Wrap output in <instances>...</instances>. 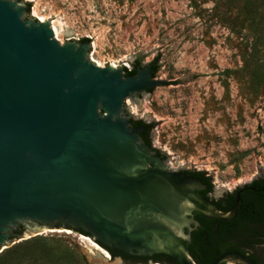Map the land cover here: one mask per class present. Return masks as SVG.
I'll list each match as a JSON object with an SVG mask.
<instances>
[{
    "label": "water",
    "instance_id": "obj_1",
    "mask_svg": "<svg viewBox=\"0 0 264 264\" xmlns=\"http://www.w3.org/2000/svg\"><path fill=\"white\" fill-rule=\"evenodd\" d=\"M57 17L41 0H0V252L42 226L149 259L98 252L103 264H164L158 254L199 264L184 242L199 225L193 211L230 220L239 202L220 210L132 126L126 99L170 81L154 76L156 60L126 75L90 59L87 40L60 43ZM210 264L256 263L227 251Z\"/></svg>",
    "mask_w": 264,
    "mask_h": 264
},
{
    "label": "rangeland",
    "instance_id": "obj_2",
    "mask_svg": "<svg viewBox=\"0 0 264 264\" xmlns=\"http://www.w3.org/2000/svg\"><path fill=\"white\" fill-rule=\"evenodd\" d=\"M41 1L58 12L59 42L88 38L89 58L101 66L156 60L155 77L170 82L127 98L125 109L154 123L152 146L170 169L205 171L217 195L264 171V76L253 74L259 64L249 57L255 34L244 0ZM40 227L36 236L103 264L79 232Z\"/></svg>",
    "mask_w": 264,
    "mask_h": 264
},
{
    "label": "flooded vegetation",
    "instance_id": "obj_3",
    "mask_svg": "<svg viewBox=\"0 0 264 264\" xmlns=\"http://www.w3.org/2000/svg\"><path fill=\"white\" fill-rule=\"evenodd\" d=\"M139 120L133 117L131 124L133 127L144 126L140 135L147 143L146 140H151L152 129L146 122V124L136 125ZM156 151L161 154L158 150ZM162 157L164 158V156ZM178 171L201 180L204 188L200 189L199 193L214 202L223 212L231 211L236 202H239L236 214L230 220H219L206 215L199 209L194 210L193 217L199 222V225H194L191 238L184 241L186 246L193 247L194 251H198L199 244L204 241L210 246L215 245L219 248L221 250L219 255L227 251H237L249 257L256 264H264V171L258 172L251 181L237 185L229 191H222L218 195L215 194L212 180H204L197 176L194 173L196 170ZM193 202L199 208H205L200 202ZM200 234L203 236L202 239L199 237ZM113 254L116 255L114 258L121 257L127 262L148 260L123 256L117 254L115 250Z\"/></svg>",
    "mask_w": 264,
    "mask_h": 264
},
{
    "label": "trees",
    "instance_id": "obj_4",
    "mask_svg": "<svg viewBox=\"0 0 264 264\" xmlns=\"http://www.w3.org/2000/svg\"><path fill=\"white\" fill-rule=\"evenodd\" d=\"M247 4L246 12L248 13L250 20H252V31L255 34L254 40L249 45V57L251 60L258 61L259 66L254 67V73L256 75L264 76V60L258 59L264 54V0H244ZM30 8L28 9V11ZM89 41L88 38L82 39ZM256 61V62H257ZM255 62V63H256ZM257 64V63H256ZM141 62L138 60L133 63L132 69H127L124 67L126 75L135 74L136 70L140 68ZM158 71V66L156 63L153 66V74L156 75ZM145 121L140 119L136 122V125L143 124ZM146 124V123H145ZM150 129H153L154 123L149 124ZM147 143L152 146L151 140H146ZM197 176L202 177L204 180H212L205 171H195ZM76 232L81 231L74 229ZM20 231L15 232V236L18 237ZM202 239V235H199ZM61 239L53 237H39L34 236L28 239H24L17 243L12 244L8 248L0 252V264H89L85 256L77 251L74 247L68 245L64 242H59ZM191 249V253L196 258L199 264H209L213 261L215 257L219 255L221 250L215 245L210 246L209 243L199 244V250L194 251L193 247L188 246ZM114 258L116 255L113 254L115 250L117 254H121L127 257H138L133 255H127L119 249H110L106 247ZM143 258V257H138ZM148 259V258H145ZM149 260V259H148ZM146 261H130V262H147ZM152 260L162 262L164 264H177L176 261L165 254H158L152 257Z\"/></svg>",
    "mask_w": 264,
    "mask_h": 264
},
{
    "label": "bare ground",
    "instance_id": "obj_5",
    "mask_svg": "<svg viewBox=\"0 0 264 264\" xmlns=\"http://www.w3.org/2000/svg\"><path fill=\"white\" fill-rule=\"evenodd\" d=\"M56 33H57V28H56ZM45 231H49V230H45ZM62 231L71 232V230H67V229H64ZM79 235L85 241L90 242L91 245L94 247V249H96L98 252L103 254L105 257L107 258L110 257L109 253L105 249H103L101 246H99V244H97L92 238L88 237L87 235H83V234H79Z\"/></svg>",
    "mask_w": 264,
    "mask_h": 264
}]
</instances>
